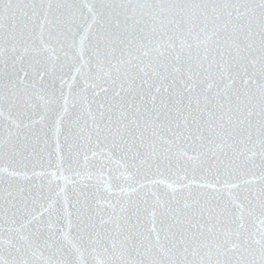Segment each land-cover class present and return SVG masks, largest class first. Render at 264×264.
<instances>
[{"label":"snow or ice","instance_id":"1","mask_svg":"<svg viewBox=\"0 0 264 264\" xmlns=\"http://www.w3.org/2000/svg\"><path fill=\"white\" fill-rule=\"evenodd\" d=\"M0 264H264V0H0Z\"/></svg>","mask_w":264,"mask_h":264}]
</instances>
